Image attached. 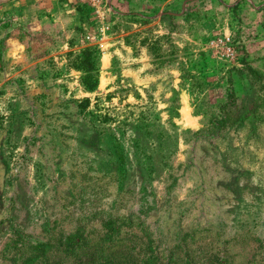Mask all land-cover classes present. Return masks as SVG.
<instances>
[{
    "label": "rangeland",
    "instance_id": "374dc122",
    "mask_svg": "<svg viewBox=\"0 0 264 264\" xmlns=\"http://www.w3.org/2000/svg\"><path fill=\"white\" fill-rule=\"evenodd\" d=\"M1 5L0 264H264V69L211 56L228 30L194 55L83 6L87 90Z\"/></svg>",
    "mask_w": 264,
    "mask_h": 264
},
{
    "label": "crops",
    "instance_id": "0c3cea01",
    "mask_svg": "<svg viewBox=\"0 0 264 264\" xmlns=\"http://www.w3.org/2000/svg\"><path fill=\"white\" fill-rule=\"evenodd\" d=\"M72 1L7 0L1 6L6 11L19 8L26 29L38 38L50 35L52 48L46 50L49 51L47 57L62 63L69 50L76 49L79 53L85 48L93 18L80 10L85 5ZM111 3L114 22L120 23L117 27L119 36L125 34L123 24L130 20L131 32L148 29L153 35L152 39L156 40L159 35L167 36L180 52L187 49L186 53L196 55L204 49L202 40L206 35L228 30L236 33L238 41L244 44L246 64L257 70L264 69V0H111ZM11 42L17 50L15 62H25L20 51L22 43L19 40ZM102 46L99 45L100 48ZM181 61L186 64V60L180 57L164 72L179 78L176 66ZM173 62L169 60V63ZM232 71L238 75L235 68Z\"/></svg>",
    "mask_w": 264,
    "mask_h": 264
},
{
    "label": "built area",
    "instance_id": "2783aa9c",
    "mask_svg": "<svg viewBox=\"0 0 264 264\" xmlns=\"http://www.w3.org/2000/svg\"><path fill=\"white\" fill-rule=\"evenodd\" d=\"M77 4L85 5L92 9L95 16L100 21H105L107 15L113 11L111 0H75ZM211 56L235 65L241 63L243 50L236 42L230 32L217 34L207 42Z\"/></svg>",
    "mask_w": 264,
    "mask_h": 264
},
{
    "label": "trees",
    "instance_id": "16d2710c",
    "mask_svg": "<svg viewBox=\"0 0 264 264\" xmlns=\"http://www.w3.org/2000/svg\"><path fill=\"white\" fill-rule=\"evenodd\" d=\"M234 40L238 42V44H240V47L242 48L243 53H244V46H243L244 44H241V42H239L235 38ZM241 62L243 63V66H241V68L240 67L235 68L238 74H240L242 71H246L248 74H253L256 76L259 75V72L257 69L246 64V59L244 58V55L241 58ZM74 67H76L82 72L81 83L83 84V86L87 90L95 89L97 86V82H98L95 76V74L98 72V66H97L95 59L93 58L91 54V49L86 47L79 51V53L75 57Z\"/></svg>",
    "mask_w": 264,
    "mask_h": 264
},
{
    "label": "water",
    "instance_id": "95a60500",
    "mask_svg": "<svg viewBox=\"0 0 264 264\" xmlns=\"http://www.w3.org/2000/svg\"><path fill=\"white\" fill-rule=\"evenodd\" d=\"M7 1V0H0V2Z\"/></svg>",
    "mask_w": 264,
    "mask_h": 264
}]
</instances>
